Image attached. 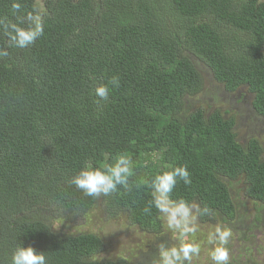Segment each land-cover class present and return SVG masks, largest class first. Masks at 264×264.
<instances>
[{"label":"trees","instance_id":"16d2710c","mask_svg":"<svg viewBox=\"0 0 264 264\" xmlns=\"http://www.w3.org/2000/svg\"><path fill=\"white\" fill-rule=\"evenodd\" d=\"M21 2L26 10L38 2L47 15L33 45L0 58V264H10L18 244L45 251L47 264H130L100 258L106 244L95 232L57 233L49 217L83 223L99 205L159 234L157 210L144 212L146 181L174 166L187 165L192 183L178 182L172 199L206 204L216 214L199 218L202 224L230 226L237 218L230 180L242 179L255 207L264 204L260 141L240 143L234 117L187 104L204 85L196 58L227 91L247 86L264 115V3ZM11 3L0 0V17L15 19ZM7 43L0 33V47ZM114 75L119 87L97 104L95 87ZM121 153L134 162L130 191L92 198L67 183L86 162L100 166ZM256 215L264 220V212Z\"/></svg>","mask_w":264,"mask_h":264},{"label":"clouds","instance_id":"9594fccd","mask_svg":"<svg viewBox=\"0 0 264 264\" xmlns=\"http://www.w3.org/2000/svg\"><path fill=\"white\" fill-rule=\"evenodd\" d=\"M258 2L264 3V0ZM11 13L15 19L0 17V33L8 41L6 46L0 47V58L9 56V48L25 49L44 34V17L47 11L38 2L31 10H26L21 0H12ZM119 84L120 79L116 75L107 83L98 84L94 89L98 98L96 103L107 101L110 87L118 88ZM133 175V160L127 154L121 153L112 162L100 166L86 162L67 183L86 197L99 198L117 193L121 187L130 191L129 179ZM180 181L185 185L192 183L187 165L161 170L146 181L151 189V199L144 212L150 214L152 208H155L175 240L173 244L161 242L158 245L152 264H193L194 258L200 256L204 243L210 246L208 255L212 264H231L228 245L233 237L232 229L217 222L203 241L198 240V219L207 216L215 220L216 214L206 204L201 207L184 198L172 199V193ZM10 264H47V258L45 251H37L31 245L25 247L18 244L11 253Z\"/></svg>","mask_w":264,"mask_h":264},{"label":"rangeland","instance_id":"374dc122","mask_svg":"<svg viewBox=\"0 0 264 264\" xmlns=\"http://www.w3.org/2000/svg\"><path fill=\"white\" fill-rule=\"evenodd\" d=\"M194 61L204 77V85L200 93L188 98V109L193 111L202 108L206 113L218 109L225 116L234 117L238 141L246 144L250 138L255 137L264 149V116L260 117V113L253 107L254 93L250 92L247 86H241L233 92L226 91L223 84L214 78L212 70L205 63L196 58ZM262 157L264 158V154ZM229 185L239 209L237 218L233 219L231 225L228 226L233 231V237L228 245L230 262L234 264H264V229H261L263 225L259 228L254 227V218L257 212L260 214L264 212V204L261 207H254L253 202L244 198L246 197L245 185L242 179L230 180ZM239 197L244 201V206ZM106 213L101 206L96 205L89 218L84 219L82 223L81 219L73 220V222L65 221L59 217L53 219L48 216L45 209L42 210V214L49 217L48 221L57 233L72 234L79 231H90L99 234L107 245L106 250L99 255L100 258L123 256L130 260V264H152L157 255L158 245L161 243L157 237L164 236L163 242L166 244L175 243L171 232L163 221H161L159 234L148 233L145 236L130 226L125 218L109 219ZM211 229L212 227L200 223L197 239L203 241ZM142 237L145 238L142 239ZM148 244H152L153 247L148 248ZM209 247L206 243L202 244L200 256L194 258L193 264H212L208 255Z\"/></svg>","mask_w":264,"mask_h":264},{"label":"flooded vegetation","instance_id":"af4514ba","mask_svg":"<svg viewBox=\"0 0 264 264\" xmlns=\"http://www.w3.org/2000/svg\"><path fill=\"white\" fill-rule=\"evenodd\" d=\"M226 90V89H225ZM227 91V90H226ZM228 92H233V91H228ZM263 117L264 115H261L260 114V117ZM249 141V140H248ZM248 143V142H247ZM246 143V144H247ZM263 154H264V149H263ZM244 198H246V199H249L247 196L246 197H244ZM251 202H253L251 199H249ZM253 204H256V203H254L253 202ZM260 204H261V202L260 201H258V203H257V205L258 206H260ZM254 207H255V205H254ZM245 211V210H244ZM106 216H107V218H109V219H115V218H118V217H123V218H125V220L127 221V223L130 225V226H132V227H134V228H136L137 229V231L139 232V233H141V234H143V235H147L148 233L149 234H152L153 233V231L152 230H150V229H146V228H144V227H142L141 225H139V224H137V223H134L132 220H131V218L129 217V215L127 214V213H123V212H120V213H118L117 215H115V216H113V217H110V214L107 212L106 213ZM259 216H255V218H254V223H255V226L254 227H256V228H259L261 225H263V227L261 228V229H264V220H257V218H258ZM199 220V219H198ZM84 222V221H83ZM219 222H221V221H219ZM198 224L200 225V222L198 221ZM220 224H222V223H220ZM215 225V224H214ZM214 225L212 226V228L214 227ZM229 225V224H228ZM223 226H227V224L225 225H223ZM79 232H82V231H79ZM76 233H78V232H76ZM97 234V233H96ZM99 235V234H98ZM102 238V237H101ZM141 238V237H140ZM143 238H145V237H142V239ZM142 241V240H141ZM140 241V242H141ZM263 241H264V239H263ZM105 242V241H104ZM155 243V242H154ZM106 244V243H105ZM149 246V247H148ZM106 247H107V245L105 246V249H104V251L106 250ZM147 247L148 248H151V247H153V245L152 244H148L147 245ZM118 257H123V256H118Z\"/></svg>","mask_w":264,"mask_h":264}]
</instances>
